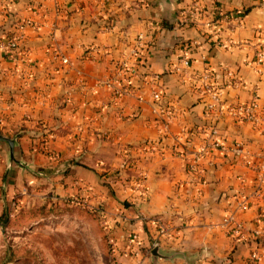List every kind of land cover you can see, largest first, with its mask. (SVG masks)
Returning <instances> with one entry per match:
<instances>
[{
    "label": "crops",
    "instance_id": "crops-1",
    "mask_svg": "<svg viewBox=\"0 0 264 264\" xmlns=\"http://www.w3.org/2000/svg\"><path fill=\"white\" fill-rule=\"evenodd\" d=\"M18 21L31 22L19 55L0 49V133L21 134L26 163L59 169L63 193L102 205L117 264H252L254 251L264 264V172L210 144L264 156V134L227 111L256 98L264 119V0H0V40ZM138 42L145 64L116 99L105 82ZM223 68L238 79L224 85ZM207 70L223 86L212 113Z\"/></svg>",
    "mask_w": 264,
    "mask_h": 264
},
{
    "label": "rangeland",
    "instance_id": "rangeland-1",
    "mask_svg": "<svg viewBox=\"0 0 264 264\" xmlns=\"http://www.w3.org/2000/svg\"><path fill=\"white\" fill-rule=\"evenodd\" d=\"M7 161L0 149V264H117L102 205L63 193L55 166L30 171Z\"/></svg>",
    "mask_w": 264,
    "mask_h": 264
},
{
    "label": "built area",
    "instance_id": "built-area-1",
    "mask_svg": "<svg viewBox=\"0 0 264 264\" xmlns=\"http://www.w3.org/2000/svg\"><path fill=\"white\" fill-rule=\"evenodd\" d=\"M16 1V0H13ZM30 21H18L14 24L13 30L6 34L0 40V49L4 50L8 58L14 60L20 53V45L22 39L24 37V30L30 26ZM210 26V24H209ZM211 27V26H210ZM141 43L138 42V45L135 46L124 58H122L116 66L115 72L110 76L105 82L106 86L112 91L114 97L116 99L123 97L131 92H133L134 83L133 76L137 75V55L141 50ZM67 63V60H64ZM183 63L186 68L190 67L191 62L188 58L183 59ZM223 75L221 77L224 85H228L232 83L233 79H238V75L234 74L227 68H223ZM218 77V76H217ZM198 81L201 82V93L203 95L209 96L210 99L205 104V110L207 113H212L217 110V107L223 106L224 99L222 98L223 86L216 80V74L212 70L204 71L200 76H197ZM152 100L154 102L155 111L159 115H164L168 112L167 106L163 103L162 95L158 91L152 92ZM228 113L238 117L240 121L243 122H251L254 126L258 127L259 131L264 134V119L260 115L259 104L254 98L251 102L246 104H236L232 105L228 108ZM212 137L216 136L215 132H212ZM211 146L215 149H218L224 153H231L235 157L244 158L245 165L248 167H252L259 172H264V156H262L261 161L256 164V162L252 159L251 156L247 155V151L245 145L241 142H237L234 146L228 147L220 142L216 137L212 139ZM262 177V176H261ZM144 175L140 173V177L137 179V188L141 191H144L143 185ZM259 196V190L256 189L252 197ZM243 200L242 206L246 207L247 200ZM224 225L228 229V233L234 236H241L243 227L241 223H237L233 221L232 217H228L224 220ZM264 228V225L263 227ZM260 231L256 232L259 234ZM137 241V236L133 235L131 238V242L134 243ZM261 256L257 251H254L250 256V262L252 264H259Z\"/></svg>",
    "mask_w": 264,
    "mask_h": 264
},
{
    "label": "water",
    "instance_id": "water-1",
    "mask_svg": "<svg viewBox=\"0 0 264 264\" xmlns=\"http://www.w3.org/2000/svg\"><path fill=\"white\" fill-rule=\"evenodd\" d=\"M166 1L168 2L170 0H166ZM20 136H21V134H18V135L11 138V137H7V136L0 133V149L6 150V152L8 154L7 165L9 167L12 166L13 163H16L20 167L32 171L34 167L32 165L22 161L21 155H19V154L17 155L18 152L21 153L19 143H18V139ZM151 254L154 257V259H156V260L158 258H164V256L160 254L158 246H156L152 250Z\"/></svg>",
    "mask_w": 264,
    "mask_h": 264
},
{
    "label": "trees",
    "instance_id": "trees-1",
    "mask_svg": "<svg viewBox=\"0 0 264 264\" xmlns=\"http://www.w3.org/2000/svg\"><path fill=\"white\" fill-rule=\"evenodd\" d=\"M137 61L139 64H145V58L143 59V52L141 51L138 52Z\"/></svg>",
    "mask_w": 264,
    "mask_h": 264
}]
</instances>
